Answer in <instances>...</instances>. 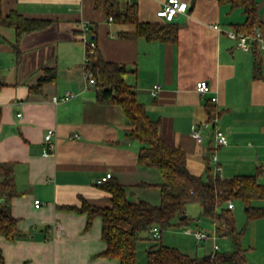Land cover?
I'll use <instances>...</instances> for the list:
<instances>
[{
	"label": "crops",
	"instance_id": "1",
	"mask_svg": "<svg viewBox=\"0 0 264 264\" xmlns=\"http://www.w3.org/2000/svg\"><path fill=\"white\" fill-rule=\"evenodd\" d=\"M110 1L0 0V181L1 166H13L11 215L21 235L14 241L0 237L5 264H118L101 256L106 249L101 218L87 228V214L77 210L83 203L111 205V194L95 183L108 173L124 186L131 202H161L163 178L157 169L139 164L142 144L127 137L123 109L99 103L98 88L87 85L84 37L96 43L107 61L127 67L126 84L151 119L159 121L160 138L185 152L192 174L224 179L257 175L264 184V46L258 42L262 70L255 77L254 52L228 37L246 22L244 9L218 0H181L188 8L172 21L178 39L166 43L125 37L135 27L110 20L104 7ZM166 1L121 0V8L134 4L141 22L163 23L156 13ZM254 1L264 25V0ZM11 13L51 24L23 36L17 51L16 31L3 22ZM51 68L55 80L37 89ZM200 81L211 87L205 96L196 91ZM156 85L160 90L154 97ZM66 93L73 97L52 102ZM213 97L218 125L229 140L226 146H217L208 129H202L200 142L192 133L194 125L208 120ZM49 129H55V148L45 156ZM37 199L42 202L39 208L34 205ZM233 203L238 227L242 213L236 214L237 204L246 217L245 205ZM254 205L264 207V200ZM199 218L196 227L213 230L214 221ZM185 235L191 240L175 248L192 257L213 254L212 240L198 246L192 235ZM162 237L161 232V242ZM221 240L229 241L219 237L217 243ZM242 244L249 264H264V217L248 223Z\"/></svg>",
	"mask_w": 264,
	"mask_h": 264
},
{
	"label": "trees",
	"instance_id": "2",
	"mask_svg": "<svg viewBox=\"0 0 264 264\" xmlns=\"http://www.w3.org/2000/svg\"><path fill=\"white\" fill-rule=\"evenodd\" d=\"M221 4L242 7L247 16L243 25L235 28L236 32L252 33L255 27L264 33V25L259 21L254 0H218ZM105 11L114 22L132 25L133 33L124 36L143 37L148 41L174 43L178 39V26L173 22H141L135 5L121 8V0L106 2ZM15 29L18 51L20 39L30 33L47 28L51 22L27 19L18 13H11L4 21ZM255 54V77L261 76L262 56L258 42L251 45ZM85 68L93 72L97 81V101L106 105H119L125 114L128 125L127 137L142 144L138 152V162L144 167L157 169L163 183L160 185L161 202L152 205L146 201L133 203L128 199L126 190L118 181L110 179L101 185L111 194V205L99 207L83 203L77 210L88 216L87 228L96 217L102 220V238L106 249L101 256L117 259L118 264H139L137 245L140 240L150 242L145 264H249L242 239L251 220L264 217V207H256L255 202L264 200V184L258 182L257 175H237L221 178L219 175L196 176L187 168V157L183 150L166 144L159 136V121L152 120L144 104L138 101L135 91L126 84L128 70L123 64L107 61L95 49ZM56 73L47 69L37 85L54 81ZM216 107L209 102L208 120L213 119ZM3 179L0 181V237L14 241L21 235L18 220L11 215L10 200L16 192L13 166H1ZM241 201L245 205L246 223L239 229L228 202ZM198 204L202 216L219 223L220 237H227L231 243V252H218L204 257H192L178 248L162 244L160 238L141 237V233L150 234L153 226L161 231L189 226L186 209L189 204ZM181 219V217H184ZM151 236V235H150ZM0 264H5L0 245Z\"/></svg>",
	"mask_w": 264,
	"mask_h": 264
},
{
	"label": "built area",
	"instance_id": "3",
	"mask_svg": "<svg viewBox=\"0 0 264 264\" xmlns=\"http://www.w3.org/2000/svg\"><path fill=\"white\" fill-rule=\"evenodd\" d=\"M187 8H188V4L186 2H183L181 0H167L163 4V6L157 11L156 16L159 19L164 20L165 22H172L179 13H185L187 11ZM110 20H112V18H110ZM216 28L218 29L217 26ZM86 29H88V25L87 23H84L83 30L85 31ZM228 37L234 40L239 47L245 50L250 49L252 43L254 42H259L264 46V33H262L261 30L258 29L257 27L253 29L252 33H241V32H236V31L228 32ZM84 42H85V51H84V63L83 64L84 66H86V64L89 61V58L93 55L97 46H96V43L93 40L89 39L88 37H84ZM85 78H86L88 86L97 87V81H96V78L93 72L87 70L86 68H85ZM159 90H160V86L156 85L151 90V94L155 97L158 94ZM196 91L201 96H205L207 93L211 91V87L208 82L200 81L196 85ZM71 97H73V94L66 93V95L62 98L53 97L52 102L54 104H57L60 101L66 102ZM216 101H217V98L215 97L210 99L211 103H215ZM202 129H208L212 132L214 141L217 146L228 145L229 143L228 137L220 129L218 125V119L216 116L211 120H207L199 125L193 126V129H192L193 136L199 142L202 140V133H201ZM54 134H55V129H49L44 137V142H45L44 155L45 156L50 155L54 151V148H55L54 143H53ZM212 159L216 161V155L213 154ZM111 178H112V174L108 173L106 176L96 179L95 183L97 185H103L106 182H108ZM34 205L36 208H39L41 207L42 202L37 199L34 201ZM227 206L229 209L232 210L234 208V203L232 201L228 202ZM218 226H219V223L214 221L213 230H207L201 227L191 228V226H187L183 228V232L184 234L192 235L195 238L198 246H202L203 243L209 240H212L213 241V254H215V253L221 252V247L217 243L220 237L218 233ZM161 232L162 231L158 226H153L150 229V235L153 238L159 239L161 236Z\"/></svg>",
	"mask_w": 264,
	"mask_h": 264
},
{
	"label": "rangeland",
	"instance_id": "4",
	"mask_svg": "<svg viewBox=\"0 0 264 264\" xmlns=\"http://www.w3.org/2000/svg\"><path fill=\"white\" fill-rule=\"evenodd\" d=\"M237 209H236V214H238V212H241V217H238V227H242L243 224L246 221V217L243 214L244 210H243V206L241 203L237 204ZM188 217H189V224L191 226V228H195L196 227V220L200 219L199 217L202 216V210L201 207L198 204H190L188 206ZM203 228H210V227H206L203 225ZM162 243L166 246H170V247H175L176 245H178L179 243H186V241L189 239L191 240L192 237L190 236H186L183 232V227H178V228H172L166 231L162 232ZM141 237L143 239L146 238H150L152 236H150V234H148L147 232H143L141 233ZM220 247L221 249H223L221 252H231L232 251V246L229 243V241H224L221 240L220 241ZM150 242L145 241V240H140L138 242L137 245V260L139 264H142V262L146 261V255H147V250L149 248Z\"/></svg>",
	"mask_w": 264,
	"mask_h": 264
},
{
	"label": "water",
	"instance_id": "5",
	"mask_svg": "<svg viewBox=\"0 0 264 264\" xmlns=\"http://www.w3.org/2000/svg\"><path fill=\"white\" fill-rule=\"evenodd\" d=\"M124 142L130 143V140L129 139H125ZM184 218H185V216L181 217V219H184Z\"/></svg>",
	"mask_w": 264,
	"mask_h": 264
}]
</instances>
